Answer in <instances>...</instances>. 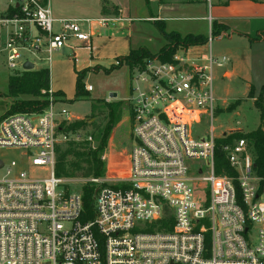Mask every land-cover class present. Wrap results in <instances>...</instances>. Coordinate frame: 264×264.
Instances as JSON below:
<instances>
[{
  "label": "built area",
  "instance_id": "built-area-1",
  "mask_svg": "<svg viewBox=\"0 0 264 264\" xmlns=\"http://www.w3.org/2000/svg\"><path fill=\"white\" fill-rule=\"evenodd\" d=\"M2 5L0 58L10 71L51 64L63 49L76 60L77 48L92 51L95 24L109 22L55 19L46 0ZM185 52L130 75L125 175L55 174L57 146L94 141L66 130L79 119L50 99L42 112L0 119V150L20 153L0 158V264H264V177L249 143L221 147L233 176L214 171L213 73L228 60L210 46L195 58ZM82 187L92 189L88 217Z\"/></svg>",
  "mask_w": 264,
  "mask_h": 264
},
{
  "label": "rangeland",
  "instance_id": "rangeland-1",
  "mask_svg": "<svg viewBox=\"0 0 264 264\" xmlns=\"http://www.w3.org/2000/svg\"><path fill=\"white\" fill-rule=\"evenodd\" d=\"M62 1L71 7L73 14H78V16L84 18L87 17L86 14L90 13L93 8L92 5L86 3L85 0H60V3ZM3 3L4 0H1L0 14L5 6L2 5ZM83 7L86 9L81 10ZM132 23L133 26L130 29L131 35H128V38L131 40L132 48L139 49L138 46L143 44L142 46H145L144 48L151 53H158L163 43L160 34L157 33L158 30L157 32L154 30L151 31L144 25V23L140 24L141 26L139 25V27L137 21H133ZM82 25L86 27L87 23L84 22ZM123 35L124 34L122 33V36ZM148 38H151V41H148ZM124 39H126V37H124ZM258 40L259 39H256V41L247 40L243 43L240 42L230 45L232 49L240 54L238 55L239 58L240 56L241 58L243 56V60L249 59L250 61L253 60V62H255V64H253L254 71H252V73L258 72L257 75L243 76L241 79L238 77L225 79L227 77V75H225L222 78V71L225 70L228 63H225L223 68L214 70V94L215 97L218 98V101L215 103L216 110L213 127L215 129L214 135L218 138L232 133L246 135L255 131L260 125L259 112L254 107V101L260 96L258 91L261 86L264 85V44L262 46L260 44L252 45ZM125 41H128V39ZM226 41V38H224L222 42L217 43L215 42V38H212L210 44L214 55L217 57H228V52L223 50L226 46ZM93 44L96 48V55L102 57L110 56L112 52L111 47H109L111 42L100 41L93 42ZM249 44L252 45V51L243 53V48L245 46L248 47ZM186 49L187 48L179 47L177 51L181 53V51L183 52V50ZM222 51L224 52L221 53ZM205 52L206 50L204 51L203 49H191L186 51L185 54L189 58H195L205 54ZM127 55L114 58L108 68L94 66L84 68L80 71L74 70V63L70 59L71 55L69 57L65 54L55 56L51 64L34 61L35 71L42 68L49 70V89L47 92L41 91L40 96L19 95L18 97H11L8 88V80L10 77L21 75L22 72L21 70H8L0 58V119L11 115L8 111L10 106L14 103H20L24 100L42 101L44 99H50V102L54 104V109L56 111H60L64 108L74 119L85 121L87 127L84 129V132L91 134L95 126L101 127L106 122L107 110L104 107V104L114 105L120 103L122 107L121 111L115 113L117 122L110 130L106 146L100 153V159L102 157L105 158L104 160L101 159L103 162L102 176L113 178L125 175L128 171V156L130 149V120L128 116L127 99L130 96V88L136 84L134 81H130V75L132 76V74L140 72L138 67H135L131 68L130 74L129 68L125 66L123 60ZM89 59H91V56L88 52L84 50L78 51L77 62L75 65L76 68L82 62L88 61ZM120 65H122V67L109 74L104 72V70L113 67L117 68ZM84 72L86 73L81 82L85 85H91L93 91L89 93L87 97L75 98L77 73ZM247 83L254 88L252 98H249L248 96L246 87ZM50 87L56 91L52 90ZM111 94L116 97L111 98ZM42 95H47V98H44ZM66 96L69 100L66 99ZM261 98L264 99V94L263 96L261 95ZM236 101H239L238 106L233 111H229L228 107ZM224 102H226L225 105ZM262 130L264 131V125ZM73 138V136H70L71 141ZM92 146H94V143ZM59 147L61 150L67 148L66 144L63 143L60 144ZM19 156L20 153L14 150H0V158L5 161L17 159ZM72 187L74 186L71 185L68 188L72 189Z\"/></svg>",
  "mask_w": 264,
  "mask_h": 264
},
{
  "label": "crops",
  "instance_id": "crops-1",
  "mask_svg": "<svg viewBox=\"0 0 264 264\" xmlns=\"http://www.w3.org/2000/svg\"><path fill=\"white\" fill-rule=\"evenodd\" d=\"M85 1L92 5L93 8L90 13L86 14L87 17L84 18L78 16V14H73L71 7L63 1L60 3V0H46L55 19H74L81 25L86 22V20L96 21L100 18H106L109 20L106 26L95 24L91 29L92 51L89 52L86 49L77 48L75 50L76 60L70 56L72 53L69 49H63L54 53L53 58L63 54L67 57L70 56V59L74 63L75 71L94 66L108 68L114 58L127 55L130 50H136L132 48L131 40L128 38V35H131L130 29L133 26L132 22L137 21L138 26L144 23L147 28L151 31L154 30L155 32H157L155 23L161 22L166 32H177L182 36L187 34L203 35L207 38L211 37L212 25L213 23H216L218 25L216 30L219 31V35L214 37L215 42H222L224 38L227 40L226 46L223 50L228 52V57H226L228 60L226 63L228 64L226 65L225 70L222 71V78L227 75L225 79H230L232 77H238L241 79L243 76L257 75L258 73H252V71H254L253 64H255V62H253V60L250 61L249 59L243 60V56L242 58L241 56L239 58L238 55L240 54L232 49L230 45L240 42L243 43L247 40L256 41V39L259 40L252 45L260 44L262 46L264 44V0H148V2L146 0ZM85 9L86 8L83 7L81 10ZM122 33L124 34L123 36ZM157 33L160 34L159 31ZM124 37H126V39H124ZM160 37L163 42L160 47L161 49L164 46L165 41L161 34ZM127 39L128 41H125ZM100 41L111 42L109 46L112 49L110 56L102 57L96 55V48L93 42ZM148 41H151V38H148ZM142 45L143 44L138 46L139 49L145 47ZM252 45L249 44L248 47L245 46L242 50L243 53L251 52ZM209 46L211 48V44L209 45L206 43L203 46L187 48L186 51L191 49H203L207 52ZM83 50L88 52L91 59L82 62L76 68L77 52ZM213 78L215 79V76H213ZM246 87L248 92L249 88L252 86L247 83ZM66 99L69 100L67 96ZM215 99L218 101L217 97H215ZM225 104L226 102H224V105Z\"/></svg>",
  "mask_w": 264,
  "mask_h": 264
},
{
  "label": "trees",
  "instance_id": "trees-1",
  "mask_svg": "<svg viewBox=\"0 0 264 264\" xmlns=\"http://www.w3.org/2000/svg\"><path fill=\"white\" fill-rule=\"evenodd\" d=\"M148 2V0H146ZM14 10H9L8 15H12ZM211 31V38L219 35V31L216 30L218 25L213 23ZM155 27L163 37L165 44L156 54H151L144 48L130 50L129 54L124 57L125 66L129 68L131 74V68L138 67L142 69L144 64L149 59H157L160 62H171L173 55L176 53L179 47L190 48L195 46H203L208 43L209 38L203 35H180L177 32H166L161 22L155 23ZM122 65L104 70L109 74L112 71L119 69ZM86 72L77 73L76 92L75 98L87 97L88 92L84 89L82 84V78ZM49 70L40 69L32 71H23L21 75L10 77L8 80V88L11 93V97H18L19 95H32L40 96L41 91H48L49 87ZM254 88L250 87L248 91L249 98H252ZM47 94V93H45ZM260 96L255 99L254 107L259 112V127L246 135H240L232 133L227 136L221 137L215 142L214 150V171L216 174H225L227 176H233V172L228 167L225 160L224 153L221 147L225 144L231 143L235 139H245L251 146L252 153L254 155V171L257 176L264 177V131L262 127L264 125V99L261 95L264 94V85L259 90ZM47 98V95H42ZM261 98V99H260ZM239 104V101L232 103L228 108L229 111H233ZM48 105L47 99L44 100H24L20 103H14L9 108L10 114L22 113V112H42ZM107 114L106 122L103 126H95L91 135L93 136L94 146L90 143H73L66 144L67 148L61 150L59 146L56 147V160H55V174L57 176L65 177H101L103 173V162L100 159V153L106 146L110 130L117 122L115 113L121 111V104L116 103L114 105L104 104ZM128 106V103H127ZM129 112V106H128ZM87 123L83 120H77L72 123L66 130L76 131L79 129H85ZM82 203L85 211V216H90L92 209L91 195L92 189L90 187H82Z\"/></svg>",
  "mask_w": 264,
  "mask_h": 264
},
{
  "label": "water",
  "instance_id": "water-1",
  "mask_svg": "<svg viewBox=\"0 0 264 264\" xmlns=\"http://www.w3.org/2000/svg\"><path fill=\"white\" fill-rule=\"evenodd\" d=\"M23 70L24 71H32L33 70V65L29 62H26L24 65H23ZM1 165V164H0Z\"/></svg>",
  "mask_w": 264,
  "mask_h": 264
}]
</instances>
